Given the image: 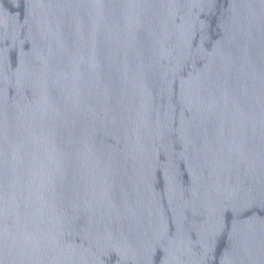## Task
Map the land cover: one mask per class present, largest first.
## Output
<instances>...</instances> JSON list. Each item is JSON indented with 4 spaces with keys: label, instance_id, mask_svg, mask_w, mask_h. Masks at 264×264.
Here are the masks:
<instances>
[{
    "label": "water",
    "instance_id": "water-1",
    "mask_svg": "<svg viewBox=\"0 0 264 264\" xmlns=\"http://www.w3.org/2000/svg\"><path fill=\"white\" fill-rule=\"evenodd\" d=\"M0 264H264V0H0Z\"/></svg>",
    "mask_w": 264,
    "mask_h": 264
}]
</instances>
